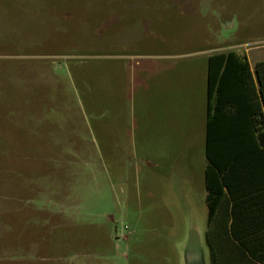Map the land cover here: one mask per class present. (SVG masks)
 Segmentation results:
<instances>
[{
  "label": "rangeland",
  "instance_id": "rangeland-1",
  "mask_svg": "<svg viewBox=\"0 0 264 264\" xmlns=\"http://www.w3.org/2000/svg\"><path fill=\"white\" fill-rule=\"evenodd\" d=\"M239 41L264 59V0H0V264H210L207 220L150 187L151 158L174 152L150 84L175 66L195 81ZM191 207L204 218L201 190Z\"/></svg>",
  "mask_w": 264,
  "mask_h": 264
},
{
  "label": "crops",
  "instance_id": "crops-1",
  "mask_svg": "<svg viewBox=\"0 0 264 264\" xmlns=\"http://www.w3.org/2000/svg\"><path fill=\"white\" fill-rule=\"evenodd\" d=\"M229 24V28H231L232 21ZM236 44L238 45L234 48L237 49L234 51L247 56L257 87L254 66L264 59L261 56H250L249 48L243 50L247 43L239 41ZM222 52L223 50H217L205 57L201 71L200 68L197 71L198 76L195 81L190 75L192 71L189 68L175 66L174 68L165 67L163 70H156L153 75L155 79L150 84V91L160 92L162 88L164 89V139L167 145L174 147V152H168L163 159L159 156L151 158L153 170L150 176V187L156 189L158 188L156 186L163 182L167 204L189 205L188 219L207 220L205 226L195 225L194 227L199 239L205 238V243L207 234L229 235L233 220L245 222L244 228L246 231H250L244 233L246 236H255L257 232L260 235L264 234V154L259 132L252 123L251 103L245 87L232 86V93L227 95L228 103L217 113L213 120L211 134L210 131L208 134L209 58L215 53ZM159 110L161 109H158L157 102L150 103V111L154 114V130L155 125L160 126V123L162 125ZM155 136L158 137L157 134ZM200 146H202L201 166ZM166 149L168 150L169 147ZM194 156L195 160L191 161L190 158ZM210 162L215 164L220 180H225L224 194L212 224L209 223L208 190L205 175ZM194 190H196V194ZM200 190L202 191V217L204 215V218L199 217L191 207L194 204H200ZM195 196L198 198H194ZM57 199L59 200L56 202V206L61 207L63 211L64 206H67L68 211L70 208L76 210L77 206L82 204V200L79 199L74 202L66 197ZM233 206L237 207L236 216L232 213ZM53 214L49 213L47 221L41 223L44 228L50 222H55V226H59L58 217L64 214L62 211L57 217ZM111 221H113V217ZM114 239L116 238L114 237ZM114 239H111L112 249L118 255L119 242L121 241L115 242ZM49 250V248L47 250L44 248L43 252L49 253ZM8 251L10 252L9 247L5 251L0 250V253L8 255ZM45 258L51 259L47 254L44 255L43 259Z\"/></svg>",
  "mask_w": 264,
  "mask_h": 264
},
{
  "label": "trees",
  "instance_id": "trees-1",
  "mask_svg": "<svg viewBox=\"0 0 264 264\" xmlns=\"http://www.w3.org/2000/svg\"><path fill=\"white\" fill-rule=\"evenodd\" d=\"M254 73L258 83L257 87L246 55L239 54L234 50L211 55L207 89L208 134L209 131L211 134V127L217 113L228 103L227 95L232 93V86L245 87L251 103L252 123L259 132L264 154V61L255 64ZM216 169L215 164L210 162L205 171L210 224L213 223V217L224 194L225 180H220V175ZM235 210L237 207L233 206L232 213L234 216H236ZM245 225L242 220H233L229 235H206L211 264H264V234L260 235L257 232L255 236H246L244 233L250 231H246Z\"/></svg>",
  "mask_w": 264,
  "mask_h": 264
},
{
  "label": "built area",
  "instance_id": "built-area-1",
  "mask_svg": "<svg viewBox=\"0 0 264 264\" xmlns=\"http://www.w3.org/2000/svg\"><path fill=\"white\" fill-rule=\"evenodd\" d=\"M128 227L125 226L122 230H118V228L115 229L116 233V240L117 241H128V235H127Z\"/></svg>",
  "mask_w": 264,
  "mask_h": 264
},
{
  "label": "flooded vegetation",
  "instance_id": "flooded-vegetation-1",
  "mask_svg": "<svg viewBox=\"0 0 264 264\" xmlns=\"http://www.w3.org/2000/svg\"><path fill=\"white\" fill-rule=\"evenodd\" d=\"M196 257V255H193L190 261L185 264H207L203 257H200V260H197L198 257ZM209 263L211 264V259H209Z\"/></svg>",
  "mask_w": 264,
  "mask_h": 264
}]
</instances>
